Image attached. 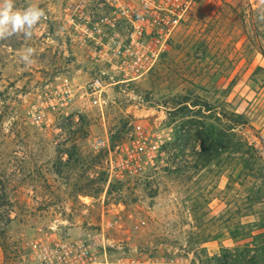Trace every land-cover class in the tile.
<instances>
[{"label": "rangeland", "instance_id": "374dc122", "mask_svg": "<svg viewBox=\"0 0 264 264\" xmlns=\"http://www.w3.org/2000/svg\"><path fill=\"white\" fill-rule=\"evenodd\" d=\"M61 3L14 0L45 18L0 41V264L86 238L99 259L71 264H264V0H200L102 110ZM105 135L121 146L112 177L92 147Z\"/></svg>", "mask_w": 264, "mask_h": 264}, {"label": "built area", "instance_id": "2783aa9c", "mask_svg": "<svg viewBox=\"0 0 264 264\" xmlns=\"http://www.w3.org/2000/svg\"><path fill=\"white\" fill-rule=\"evenodd\" d=\"M199 2L62 0L55 19L61 24L62 34L70 47L78 50L85 66L93 70L86 88L93 105L102 110L109 87L138 82L152 72ZM136 129L141 132L140 126ZM92 147L95 151H107L110 176L117 175L113 164L118 159L113 153L121 146L113 147L111 139L105 135L95 139ZM128 169L133 173L137 171L130 166ZM90 239H83L73 248L62 244L52 246L40 257L43 256L45 264H71L76 254L93 258L101 253L94 246L86 247Z\"/></svg>", "mask_w": 264, "mask_h": 264}, {"label": "clouds", "instance_id": "9594fccd", "mask_svg": "<svg viewBox=\"0 0 264 264\" xmlns=\"http://www.w3.org/2000/svg\"><path fill=\"white\" fill-rule=\"evenodd\" d=\"M44 18L45 13L39 7L29 6L21 10L15 7L14 0H0V41L21 34L31 38L33 29ZM33 52L28 48L22 60L29 63Z\"/></svg>", "mask_w": 264, "mask_h": 264}, {"label": "trees", "instance_id": "16d2710c", "mask_svg": "<svg viewBox=\"0 0 264 264\" xmlns=\"http://www.w3.org/2000/svg\"><path fill=\"white\" fill-rule=\"evenodd\" d=\"M234 125H235V126H238L239 124L235 123ZM111 141H112V143H113L114 139H113V140L111 139ZM112 146L114 147V145H112ZM8 219H9V218H8Z\"/></svg>", "mask_w": 264, "mask_h": 264}]
</instances>
